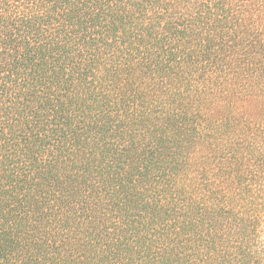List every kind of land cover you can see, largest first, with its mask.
I'll list each match as a JSON object with an SVG mask.
<instances>
[{"label": "trees", "instance_id": "obj_1", "mask_svg": "<svg viewBox=\"0 0 264 264\" xmlns=\"http://www.w3.org/2000/svg\"><path fill=\"white\" fill-rule=\"evenodd\" d=\"M264 0H0V264H264Z\"/></svg>", "mask_w": 264, "mask_h": 264}, {"label": "rangeland", "instance_id": "obj_2", "mask_svg": "<svg viewBox=\"0 0 264 264\" xmlns=\"http://www.w3.org/2000/svg\"><path fill=\"white\" fill-rule=\"evenodd\" d=\"M257 249L258 251H262L263 250V247H264V242L260 241L258 244H257Z\"/></svg>", "mask_w": 264, "mask_h": 264}]
</instances>
